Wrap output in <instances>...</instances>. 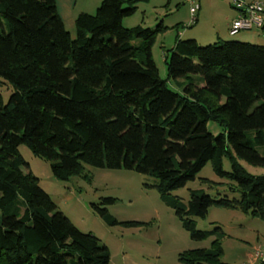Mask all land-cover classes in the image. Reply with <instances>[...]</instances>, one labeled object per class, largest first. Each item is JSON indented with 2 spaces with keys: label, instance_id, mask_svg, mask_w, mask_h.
Masks as SVG:
<instances>
[{
  "label": "trees",
  "instance_id": "obj_1",
  "mask_svg": "<svg viewBox=\"0 0 264 264\" xmlns=\"http://www.w3.org/2000/svg\"><path fill=\"white\" fill-rule=\"evenodd\" d=\"M147 1L103 0L95 14L77 16L73 39L56 0H0V90L12 88L7 102L0 91V264L110 263L108 247L78 230L24 170L21 146L49 162L61 182L89 181L86 167L152 177L191 239L211 240L182 252L183 264H226L222 229L201 231L193 220L210 208L264 220V176L238 163L264 168V46L177 37L164 56V80L152 48L167 28L123 24ZM209 122L222 133L213 135ZM208 162L235 197L192 190L185 204L172 195ZM115 201L93 205L109 225L119 223L100 205Z\"/></svg>",
  "mask_w": 264,
  "mask_h": 264
},
{
  "label": "rangeland",
  "instance_id": "obj_2",
  "mask_svg": "<svg viewBox=\"0 0 264 264\" xmlns=\"http://www.w3.org/2000/svg\"><path fill=\"white\" fill-rule=\"evenodd\" d=\"M199 2L204 10V18L202 20L199 17L197 22L191 21L188 0H170V3L169 0H148L139 3L135 14L124 21L127 28L140 25L155 29L160 23L166 25L164 27L169 26L165 32L157 34L152 48L153 59L164 80L167 79L164 56L173 47L177 37L190 40L192 38L189 37L195 31L213 32L214 27L222 20L221 16L226 10L220 3L223 0ZM227 4L229 6L228 2ZM65 28L74 39V24L67 22ZM205 37L207 40L199 43L202 46L212 43L208 36ZM237 37L231 39L235 40ZM168 86L174 91H181L173 81L168 82ZM0 91L4 102H7L12 92L11 86L3 85ZM208 129L215 136L222 133V128L214 122L208 123ZM19 151L29 165L28 170H24L32 172L39 179L40 187L51 197L58 210L82 233L96 236L101 244L108 247L109 264H183L179 261L182 252L210 247L211 240L197 242L191 239L174 211L164 204L158 191L152 187L156 184L152 177L125 169L86 167L89 181L73 177L68 182H61L52 175L49 162L35 157L25 146H21ZM238 163L250 175L264 176V168L251 166L242 160H238ZM223 169L232 172L228 158H223ZM227 183L216 176L212 164L208 162L194 180L189 181L184 188L172 192V195L185 204L189 201L192 190H203L214 198L225 195L235 197L229 194ZM104 198L116 199L114 204L100 207H105L119 224L109 225L94 209L93 205L100 204ZM193 220L201 231L222 229L224 263L247 264L251 262L248 254L253 252L254 257L256 253L264 256L263 219L239 211L212 207L206 218ZM125 222H141L144 225L129 227L123 224ZM262 259L264 257L255 258L252 264H258Z\"/></svg>",
  "mask_w": 264,
  "mask_h": 264
},
{
  "label": "crops",
  "instance_id": "obj_3",
  "mask_svg": "<svg viewBox=\"0 0 264 264\" xmlns=\"http://www.w3.org/2000/svg\"><path fill=\"white\" fill-rule=\"evenodd\" d=\"M102 1L103 0H56V6H57L58 13H59V15H60V17L64 23V26L68 22L69 24L73 23L74 28H75V19L77 18V16L81 13L92 14V13L96 12L97 8L100 6ZM169 3H170V0H169ZM220 3L222 5H224L226 10H225L224 14L221 16L222 20L219 21L217 23V25L214 27V29H213L214 31L213 32L210 31L207 33L195 31L194 34L191 35V37H189V38H192V39L196 40L198 43H200L204 40H207L206 39L207 37H205V36H208L210 38V39L208 38V40H212V41H210V43L212 42L211 44H214L218 41L232 40L231 38H233V37H231L229 35L228 30H229V26H230L231 22L237 17V11L234 10L230 6V4H229V6H228V4L226 5V3H227L226 0H223V2H220ZM199 5H200V2H199ZM136 7L138 10L139 5H137ZM198 14H197L196 22L198 21L199 17L200 18L202 17V20L204 18V10L201 7V5H200V9H199ZM123 24H125V23L123 22ZM129 26H131V25H129ZM164 26H166V25H164ZM167 27L166 28L169 29V26H167ZM128 28H132V27H128ZM178 36H179V34H178ZM236 36H238L235 39L236 41L251 43V44H256V45H264V34H262L261 32H255V31L254 32H241ZM180 38L182 39V37H180ZM175 43H176V41H175ZM175 43H174L173 47L175 46ZM253 250H254V248H253ZM248 255H249V259L251 262H247V264H252V260L255 261V257L253 256L254 252L249 253Z\"/></svg>",
  "mask_w": 264,
  "mask_h": 264
},
{
  "label": "built area",
  "instance_id": "obj_4",
  "mask_svg": "<svg viewBox=\"0 0 264 264\" xmlns=\"http://www.w3.org/2000/svg\"><path fill=\"white\" fill-rule=\"evenodd\" d=\"M237 11V17L231 22L228 33L231 37L241 32H261L264 34L263 0H226ZM191 21L195 22L200 9L199 0H188ZM264 257L256 253L255 258ZM264 259H262L263 261Z\"/></svg>",
  "mask_w": 264,
  "mask_h": 264
}]
</instances>
